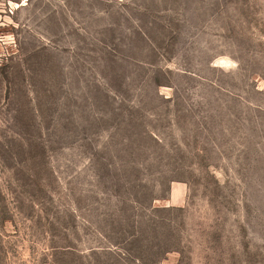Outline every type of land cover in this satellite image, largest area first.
<instances>
[{
	"label": "rangeland",
	"instance_id": "1",
	"mask_svg": "<svg viewBox=\"0 0 264 264\" xmlns=\"http://www.w3.org/2000/svg\"><path fill=\"white\" fill-rule=\"evenodd\" d=\"M0 264H264V0H0Z\"/></svg>",
	"mask_w": 264,
	"mask_h": 264
}]
</instances>
